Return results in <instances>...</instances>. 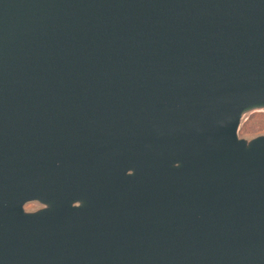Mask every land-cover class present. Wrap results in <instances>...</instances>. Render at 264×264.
<instances>
[{
    "label": "water",
    "instance_id": "water-1",
    "mask_svg": "<svg viewBox=\"0 0 264 264\" xmlns=\"http://www.w3.org/2000/svg\"><path fill=\"white\" fill-rule=\"evenodd\" d=\"M257 111L264 0H0V264H264Z\"/></svg>",
    "mask_w": 264,
    "mask_h": 264
},
{
    "label": "rangeland",
    "instance_id": "rangeland-1",
    "mask_svg": "<svg viewBox=\"0 0 264 264\" xmlns=\"http://www.w3.org/2000/svg\"><path fill=\"white\" fill-rule=\"evenodd\" d=\"M264 134V111H257L247 116L240 130V135L245 138H253ZM38 203L27 205V209L32 210L38 207Z\"/></svg>",
    "mask_w": 264,
    "mask_h": 264
}]
</instances>
